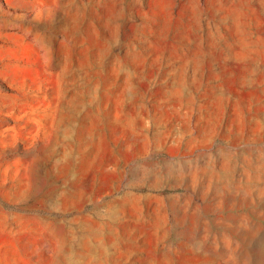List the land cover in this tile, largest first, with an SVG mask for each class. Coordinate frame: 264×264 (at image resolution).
Listing matches in <instances>:
<instances>
[{
    "label": "rangeland",
    "instance_id": "374dc122",
    "mask_svg": "<svg viewBox=\"0 0 264 264\" xmlns=\"http://www.w3.org/2000/svg\"><path fill=\"white\" fill-rule=\"evenodd\" d=\"M232 229L264 235V0H0V264H257Z\"/></svg>",
    "mask_w": 264,
    "mask_h": 264
},
{
    "label": "bare ground",
    "instance_id": "6f19581e",
    "mask_svg": "<svg viewBox=\"0 0 264 264\" xmlns=\"http://www.w3.org/2000/svg\"><path fill=\"white\" fill-rule=\"evenodd\" d=\"M116 203H123L122 200L117 201ZM221 216L224 215V213H220ZM224 217V216H223ZM109 218L115 219L114 215H110ZM204 220V226L206 228V231L204 233L201 234V236L196 237L195 234H189L186 237V240L183 241V243H188L189 241H198L200 243H206L210 237L211 234L213 233L212 229L210 228V225H214V223H217L216 221H213V217L212 216H205L203 218ZM224 230H228L229 228H227L226 226L223 227ZM226 234V233H225ZM227 238L229 239H233L234 241L237 242L238 245H240L242 247V250L245 251L247 254L250 253L252 255V258L254 259L255 262H257V264H260L261 262V257H262V250H263V242H264V235L262 234L261 230H258L257 233L250 237V235L244 238V234L239 233L238 231H236L235 229H232V233L231 234H226ZM239 238H241V240H239ZM198 248H202L204 249V246L202 244H199L197 246ZM105 263V262H104Z\"/></svg>",
    "mask_w": 264,
    "mask_h": 264
}]
</instances>
